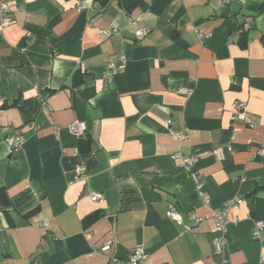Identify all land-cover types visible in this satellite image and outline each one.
<instances>
[{
    "label": "crops",
    "instance_id": "crops-1",
    "mask_svg": "<svg viewBox=\"0 0 264 264\" xmlns=\"http://www.w3.org/2000/svg\"><path fill=\"white\" fill-rule=\"evenodd\" d=\"M11 1L0 29V264H114L138 246L144 264H260L264 0ZM118 56L127 63L108 77ZM238 101L252 125L235 119ZM232 199L244 202L216 255L214 210ZM193 214L202 219L190 229Z\"/></svg>",
    "mask_w": 264,
    "mask_h": 264
},
{
    "label": "built area",
    "instance_id": "built-area-1",
    "mask_svg": "<svg viewBox=\"0 0 264 264\" xmlns=\"http://www.w3.org/2000/svg\"><path fill=\"white\" fill-rule=\"evenodd\" d=\"M228 0H222V4L228 3ZM11 0H0V29L8 26L11 23V17H10V10H11ZM148 28L143 27L140 28L137 32V36L139 39H143L147 33H148ZM107 35H110V32H105ZM127 63V59L123 56H118L115 59H113L109 64H108V69H107V76H111L112 71L117 69L119 66H124ZM181 93L184 95H190L192 93L191 89L188 88H182ZM234 117L235 119L238 120H243L244 122L252 125L250 119L248 118V114L246 111V102L245 101H238L235 104V110H234ZM168 123H172V121H168ZM84 124L80 122H75L73 123L70 128L76 132V133H82L84 130L83 127ZM173 136L176 140H185L189 137L187 133L184 132H174ZM15 143L20 146L23 143V137L20 135H17L15 138ZM264 149L262 148L260 150V153H263ZM198 160V155H192L190 158H188L187 162L188 163H194V161ZM82 169L78 168L77 172L80 173ZM89 196L91 197L92 200L94 201H102L103 196L97 192L88 190ZM206 202L209 201L207 197L204 198ZM242 202H244V199H239V200H228L227 202L224 203L223 206L216 208L214 210L213 214V220L215 223V228H214V236L212 239V245H213V250L216 255H221L224 252V248L226 246V232H227V227L231 223L230 219V212L233 209H236ZM167 215L169 218L179 222V223H184L183 217L181 213L176 209L175 206L170 205ZM193 219L195 223L193 225L187 226V228L192 229L193 226L197 225L202 217L198 216L197 214H193ZM47 225V224H45ZM264 229V220L262 219H257L254 221L253 225V237L258 239L260 237L261 231ZM112 244L113 240L108 239L103 246L101 247L102 252H110L112 249ZM147 258V255L145 253V250L141 247L138 246L136 247L128 257L126 262H121L117 256H110V260L114 264H144L145 260ZM264 264V256L261 259V263Z\"/></svg>",
    "mask_w": 264,
    "mask_h": 264
},
{
    "label": "trees",
    "instance_id": "trees-1",
    "mask_svg": "<svg viewBox=\"0 0 264 264\" xmlns=\"http://www.w3.org/2000/svg\"><path fill=\"white\" fill-rule=\"evenodd\" d=\"M107 1H108V0H104V1L102 2L103 6L106 5ZM133 1H135V0H130V2L128 3L127 8H130V6L134 4ZM125 5H126V2H125ZM82 76H84V74H82L80 71H76V72L74 73V76H73V80H74V82L76 81V83H77V82L81 83V82L83 81V77H82Z\"/></svg>",
    "mask_w": 264,
    "mask_h": 264
}]
</instances>
